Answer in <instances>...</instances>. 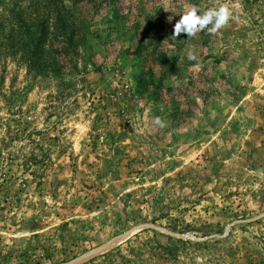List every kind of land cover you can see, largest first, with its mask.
Masks as SVG:
<instances>
[{
	"label": "rangeland",
	"instance_id": "374dc122",
	"mask_svg": "<svg viewBox=\"0 0 264 264\" xmlns=\"http://www.w3.org/2000/svg\"><path fill=\"white\" fill-rule=\"evenodd\" d=\"M224 5L216 33L174 36ZM70 15L83 34L49 21L43 55L0 40V264H264V0Z\"/></svg>",
	"mask_w": 264,
	"mask_h": 264
},
{
	"label": "trees",
	"instance_id": "16d2710c",
	"mask_svg": "<svg viewBox=\"0 0 264 264\" xmlns=\"http://www.w3.org/2000/svg\"><path fill=\"white\" fill-rule=\"evenodd\" d=\"M25 6L19 7L18 3H14L9 10V16L6 19V28L0 23V40L11 42L13 38H27L30 40L24 43L21 50L30 53L32 47L36 48V44L40 49H36L38 55H43L44 50L41 47L42 38L47 36V24L50 21L52 27L56 31V35H60L63 40H68L73 34L81 33L85 30L84 21H79L76 17L71 18V12L77 7V4L86 1L93 6L99 4L108 5L112 0H26ZM42 5V10L38 8ZM29 9L27 12L25 10ZM25 13H23V12ZM75 20V21H74ZM164 56V54H161ZM171 69V64L167 65ZM166 71L164 75L172 74Z\"/></svg>",
	"mask_w": 264,
	"mask_h": 264
},
{
	"label": "clouds",
	"instance_id": "9594fccd",
	"mask_svg": "<svg viewBox=\"0 0 264 264\" xmlns=\"http://www.w3.org/2000/svg\"><path fill=\"white\" fill-rule=\"evenodd\" d=\"M230 16L231 13L227 5L221 6L218 9H209L202 13L198 7L191 6L175 23L174 36L179 37L181 33H185L189 38L205 29L209 33L214 34L227 25ZM188 59L195 60L196 56L190 51L188 53ZM155 122L161 127L165 126L159 117L155 119Z\"/></svg>",
	"mask_w": 264,
	"mask_h": 264
}]
</instances>
